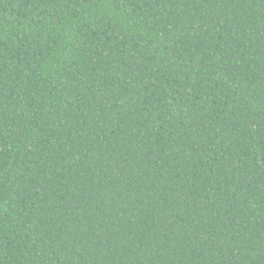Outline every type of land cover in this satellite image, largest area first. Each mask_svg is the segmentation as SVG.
<instances>
[{
	"label": "trees",
	"instance_id": "obj_1",
	"mask_svg": "<svg viewBox=\"0 0 264 264\" xmlns=\"http://www.w3.org/2000/svg\"><path fill=\"white\" fill-rule=\"evenodd\" d=\"M0 264H264V0H0Z\"/></svg>",
	"mask_w": 264,
	"mask_h": 264
}]
</instances>
